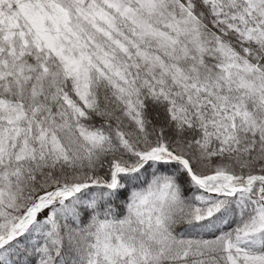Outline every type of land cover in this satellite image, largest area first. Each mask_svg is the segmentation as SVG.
<instances>
[{"label":"snow or ice","instance_id":"6c2138e0","mask_svg":"<svg viewBox=\"0 0 264 264\" xmlns=\"http://www.w3.org/2000/svg\"><path fill=\"white\" fill-rule=\"evenodd\" d=\"M0 264H264V0H0Z\"/></svg>","mask_w":264,"mask_h":264}]
</instances>
